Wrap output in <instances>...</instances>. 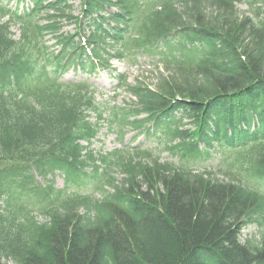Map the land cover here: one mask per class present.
I'll use <instances>...</instances> for the list:
<instances>
[{"label":"trees","instance_id":"1","mask_svg":"<svg viewBox=\"0 0 264 264\" xmlns=\"http://www.w3.org/2000/svg\"><path fill=\"white\" fill-rule=\"evenodd\" d=\"M31 1L22 15L0 4V264H264V195L242 183L264 180V7L248 16L244 0H82L78 18L70 0ZM159 43L167 75L126 86L135 102L112 124L165 129L178 141L167 150L187 163L217 146L228 175L89 149V115L104 112L87 83L60 76ZM184 119L192 129H179ZM57 171L67 187L94 182L98 197L38 181ZM251 224L260 237L243 240Z\"/></svg>","mask_w":264,"mask_h":264},{"label":"rangeland","instance_id":"2","mask_svg":"<svg viewBox=\"0 0 264 264\" xmlns=\"http://www.w3.org/2000/svg\"><path fill=\"white\" fill-rule=\"evenodd\" d=\"M6 1V0H5ZM259 1V0H258ZM264 2V0H262ZM74 15H79L80 12V0L71 1ZM13 5V3H11ZM238 10L247 15L253 14V8L249 7L247 4H240L237 6ZM75 30L73 24H64L63 31L72 33ZM11 31L14 33L15 38H18V29L17 27H12ZM47 39L48 47L55 50L54 41ZM114 70L116 72H114ZM160 73L164 74V70L161 65L157 63L156 58H152L145 54H137L134 57H129L124 59L121 62L112 61L111 68L108 70H97L92 74L81 73L80 71H74L70 69L62 76V82H79V81H88L97 91L95 93V101L98 103L102 109L107 113L108 110H114L116 108L128 107L132 101L129 96L120 89L119 85L115 81L117 75H121L127 79V83L134 84L136 81H140L150 86H155L160 77ZM107 115V114H106ZM106 115L104 117H106ZM111 121L110 117H106L104 122L99 125V132L97 138L93 141L91 149L95 153L108 154L113 151H121L123 153L132 152L134 153L135 148L141 150H148L153 155L157 156L163 163H173L176 165H187L191 167L192 170L197 172H202L204 169L211 172H216L219 165V156L214 154L211 159L207 160L205 157H201L193 160L190 163H187L184 159L179 158L178 156H172V154L165 148L171 144H168L169 137L165 134H159L156 137L146 138L144 135H138L137 132H131L129 129L125 128V136L121 141L119 139V133L117 129H112L109 127V122ZM91 122L97 123L95 117L91 116ZM184 123H186L184 121ZM186 128V127H183ZM135 158V157H134ZM139 159H136L138 161ZM146 162V161H145ZM189 162V161H188ZM225 169V168H224ZM219 170V169H218ZM225 175H228L227 172L223 171ZM55 178V188L63 189L64 188V179L61 175ZM114 177L120 181L122 175L118 171H114ZM224 175H218L217 178L223 181H226ZM242 183L250 188L258 189L264 192V182H248ZM70 190H78L79 192L92 193V186H79L78 188H70ZM97 197V195H95ZM38 221L43 222L45 219L43 216H37ZM262 228L256 225H249L243 229L242 239H248L255 237L258 239L262 232Z\"/></svg>","mask_w":264,"mask_h":264}]
</instances>
